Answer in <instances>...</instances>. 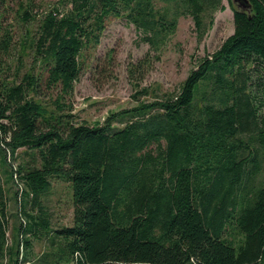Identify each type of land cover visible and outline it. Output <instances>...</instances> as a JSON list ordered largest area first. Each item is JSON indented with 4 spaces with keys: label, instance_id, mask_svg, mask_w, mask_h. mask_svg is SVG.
<instances>
[{
    "label": "trees",
    "instance_id": "1",
    "mask_svg": "<svg viewBox=\"0 0 264 264\" xmlns=\"http://www.w3.org/2000/svg\"><path fill=\"white\" fill-rule=\"evenodd\" d=\"M246 1L241 10L228 0L233 33L177 92L150 102L140 101L147 88L137 90L149 54L180 17L200 40L222 0H59L66 11L37 20L33 0L18 4L23 25L37 22L21 47L39 71L19 82L0 77L3 162L21 149L30 157L8 164L20 182L10 246L0 188V264H264V0ZM109 18L132 24L149 53L128 68L136 105L89 125L66 101ZM5 19L0 10V73L15 47ZM53 180L67 184L70 226H52ZM33 240L51 249L34 259Z\"/></svg>",
    "mask_w": 264,
    "mask_h": 264
},
{
    "label": "rangeland",
    "instance_id": "2",
    "mask_svg": "<svg viewBox=\"0 0 264 264\" xmlns=\"http://www.w3.org/2000/svg\"><path fill=\"white\" fill-rule=\"evenodd\" d=\"M27 1L6 0V4L0 8L6 18L4 25H10L14 32L15 47L9 60L5 61L4 72L0 73V77L8 81L19 82L25 73L39 71V64L33 60L31 50L27 45L25 50L21 47L25 34L28 31L34 34L37 29L36 21L23 25L17 15L18 4ZM58 1L33 0L36 20L55 7H59L60 12L66 11V8L59 6ZM222 4L225 10L213 14V24L200 40L197 39L193 21L189 16L178 19L177 30L170 41L157 55L153 52L149 54L151 57L149 66L137 89L147 88L149 95L142 96L140 101L150 102L155 97L162 98L177 92L190 71L196 68L199 60L212 54L233 33L232 8L228 0H222ZM234 7H237L236 4ZM148 53V45L139 42L132 24L121 18L107 19L100 43L96 50L88 55L89 59L74 84L73 93L66 101L72 106L75 120L89 125L102 124L111 113L132 109L136 105V99L133 97L136 89L132 86L128 68L131 64L146 59ZM107 55L109 58L105 59ZM261 99L258 101L261 102ZM262 102L259 113H264V101ZM46 103L50 105L49 102ZM122 123H116L114 126L120 128ZM21 162H30V157L25 155L22 149L18 151L17 160L12 162L8 159L6 163L3 162L0 152V188L7 201L9 218L8 246L11 245L18 210L14 193L20 188L19 181L10 180L8 164L11 163L14 168ZM46 203L54 228L71 225L72 203L65 182L52 181V193L47 197ZM50 249L46 240L32 242L31 252L34 259ZM4 263L6 264V261Z\"/></svg>",
    "mask_w": 264,
    "mask_h": 264
},
{
    "label": "water",
    "instance_id": "3",
    "mask_svg": "<svg viewBox=\"0 0 264 264\" xmlns=\"http://www.w3.org/2000/svg\"><path fill=\"white\" fill-rule=\"evenodd\" d=\"M233 4H236L237 9L245 10L247 7V1L246 0H232Z\"/></svg>",
    "mask_w": 264,
    "mask_h": 264
}]
</instances>
